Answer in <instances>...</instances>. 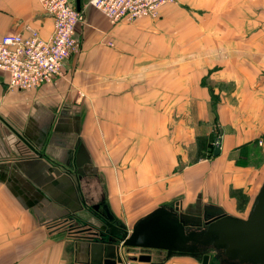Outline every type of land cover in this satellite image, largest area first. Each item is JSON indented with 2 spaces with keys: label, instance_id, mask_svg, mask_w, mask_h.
I'll return each mask as SVG.
<instances>
[{
  "label": "crops",
  "instance_id": "crops-1",
  "mask_svg": "<svg viewBox=\"0 0 264 264\" xmlns=\"http://www.w3.org/2000/svg\"><path fill=\"white\" fill-rule=\"evenodd\" d=\"M76 1L77 49L52 82L13 90L0 70V264H89L69 225L92 231L86 220L104 207L128 231L162 205L245 218L264 181V0H176L156 18L116 23ZM28 29L51 34L38 0H0V35ZM43 127L40 155L12 131ZM198 137L209 140L195 160ZM78 143L90 171L76 173ZM197 260L186 249L134 248L120 264Z\"/></svg>",
  "mask_w": 264,
  "mask_h": 264
},
{
  "label": "water",
  "instance_id": "water-1",
  "mask_svg": "<svg viewBox=\"0 0 264 264\" xmlns=\"http://www.w3.org/2000/svg\"><path fill=\"white\" fill-rule=\"evenodd\" d=\"M75 8L79 9L76 0ZM12 131L27 149L40 155L38 150L45 137V127L33 137ZM216 141L212 155L218 153L219 136ZM50 142L49 137L47 143ZM73 162L76 173L81 169L90 171L87 165L89 160L81 143L77 144ZM94 215L95 218L88 216L91 219L86 220L92 232L82 236L84 240L76 245L89 264H120L121 248L164 250L166 256L182 249L195 250L200 264H208V255L200 253L203 247L214 250L213 258L222 254L240 264H264V181L245 218L225 214L219 208L209 206L203 207L201 212L193 216L188 211H179L176 206L165 209L162 205L137 220L128 231L124 226L114 223L106 207L102 214ZM71 219L68 217V221ZM79 228L69 225V232L75 234ZM197 246H200L199 249ZM132 259L149 261L150 256L139 255Z\"/></svg>",
  "mask_w": 264,
  "mask_h": 264
},
{
  "label": "built area",
  "instance_id": "built-area-1",
  "mask_svg": "<svg viewBox=\"0 0 264 264\" xmlns=\"http://www.w3.org/2000/svg\"><path fill=\"white\" fill-rule=\"evenodd\" d=\"M176 0H87V4L110 23L156 18L158 9ZM41 10L52 20V31L41 38L34 29L0 35V70L6 73L7 87L28 90L50 83L59 74L61 64L77 49L75 25L82 14L74 0H38ZM193 264H200L194 262Z\"/></svg>",
  "mask_w": 264,
  "mask_h": 264
},
{
  "label": "rangeland",
  "instance_id": "rangeland-1",
  "mask_svg": "<svg viewBox=\"0 0 264 264\" xmlns=\"http://www.w3.org/2000/svg\"><path fill=\"white\" fill-rule=\"evenodd\" d=\"M176 3V2H175ZM174 4V3H173ZM190 43H191V41H190ZM190 43H188L187 45H190ZM222 83L221 82H219V86L218 87H223L222 85H221ZM227 87H230V86H227ZM211 88H212V86H211ZM210 88V89H211ZM220 100V97L217 95V94H215V93H210V102H209V105H210V107L212 108V107H214L215 108V104H216V102H218ZM216 134V133H215ZM214 134V135H215ZM218 136H220L219 134H218ZM204 138V137H203ZM217 143V141L213 144V145H215ZM212 145V146H213ZM90 232H92L89 228H84V227H81V228H79L78 229V232H77V234L80 236V237H82V236H85L86 234H89ZM130 249H134V248H128L127 250L125 249V248H121L120 249V253H121V256H124L126 253H128V251L130 250ZM197 262H198V260H197ZM200 263V262H199Z\"/></svg>",
  "mask_w": 264,
  "mask_h": 264
},
{
  "label": "trees",
  "instance_id": "trees-1",
  "mask_svg": "<svg viewBox=\"0 0 264 264\" xmlns=\"http://www.w3.org/2000/svg\"><path fill=\"white\" fill-rule=\"evenodd\" d=\"M209 138L212 139L211 137H209ZM208 140L209 139L206 138V137H204V138L203 137H198L196 139V148L197 149H196L195 160H197L198 158H202V157H204L206 155L203 152L205 150H207ZM237 200H238V205H239L241 203V201H243V196L242 195H239Z\"/></svg>",
  "mask_w": 264,
  "mask_h": 264
},
{
  "label": "flooded vegetation",
  "instance_id": "flooded-vegetation-1",
  "mask_svg": "<svg viewBox=\"0 0 264 264\" xmlns=\"http://www.w3.org/2000/svg\"><path fill=\"white\" fill-rule=\"evenodd\" d=\"M194 227L197 228L195 225H194ZM203 248H205V247H203ZM197 249H198V246H197ZM194 251H195V250H194ZM236 262H237V261H236ZM237 264H240V263L237 262Z\"/></svg>",
  "mask_w": 264,
  "mask_h": 264
},
{
  "label": "bare ground",
  "instance_id": "bare-ground-1",
  "mask_svg": "<svg viewBox=\"0 0 264 264\" xmlns=\"http://www.w3.org/2000/svg\"><path fill=\"white\" fill-rule=\"evenodd\" d=\"M213 250V249H212ZM212 255V254H211Z\"/></svg>",
  "mask_w": 264,
  "mask_h": 264
}]
</instances>
